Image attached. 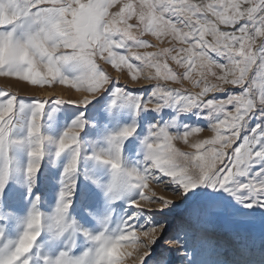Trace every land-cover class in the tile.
<instances>
[{
  "label": "snow or ice",
  "instance_id": "obj_1",
  "mask_svg": "<svg viewBox=\"0 0 264 264\" xmlns=\"http://www.w3.org/2000/svg\"><path fill=\"white\" fill-rule=\"evenodd\" d=\"M0 78L20 86L0 87V264H33L45 233L39 264H230L208 231L220 217L264 248V0H0ZM185 81L198 91L168 83ZM65 105L78 115L56 134ZM186 203L173 228L165 210Z\"/></svg>",
  "mask_w": 264,
  "mask_h": 264
},
{
  "label": "rangeland",
  "instance_id": "obj_2",
  "mask_svg": "<svg viewBox=\"0 0 264 264\" xmlns=\"http://www.w3.org/2000/svg\"><path fill=\"white\" fill-rule=\"evenodd\" d=\"M148 39H151L153 43H157L154 38L148 37ZM159 47H168L167 43L165 44H158ZM158 49H147V51H156ZM145 51L144 49L140 50ZM170 67L173 68V70H178L177 66L174 64V62H169ZM112 75L114 77H118L121 84H128L131 81V75L127 72L125 69L123 72H119L116 69L112 68L111 65L107 66ZM154 71V70H153ZM182 71V69L180 70ZM169 86L172 87H186L191 88L193 91H198V89L192 88V85L185 81L183 85H177L172 82H168ZM141 85L144 86H150L148 81L141 80L140 84H133L132 87L139 88ZM0 87H7L10 90L13 91H19L20 86L15 83V81H8L5 80V78H0ZM59 94L63 95L64 98H68L69 95H80V94H74L69 93L66 91H63L61 89L57 90ZM21 94L27 95L31 94L28 92V90H24ZM91 108V106H89ZM78 115V111L74 109L71 105H65L63 109L51 112L50 110V118L48 119V123L53 126L52 130L58 134L62 129L71 122V119H74L75 116ZM92 113L89 112L88 116L91 117ZM130 116H122L120 118L121 123H128L130 121ZM141 130H143V123L141 124ZM86 132H88V129H86ZM94 135V133H93ZM213 135L211 131H209L207 128L204 132L199 134V138L206 139ZM135 139V138H133ZM129 143H132V141H129ZM177 147L181 148V150H184L186 146L182 144V142L177 143ZM126 156H127V163L132 164L136 163L139 159L138 156L135 155V153L127 152V145H126ZM94 165L92 162H89V167H93ZM44 170L42 169V172ZM106 171V170H105ZM58 174V173H57ZM47 183L44 184L48 194L46 195V198L44 202L40 205L43 211L50 212L51 206L55 203V190L57 186L52 182L51 174L46 178ZM42 183H44L42 181ZM154 190L157 191L158 195H163L166 198H175L179 199L178 197H173L172 193L170 191L165 190L162 186H155L153 185ZM113 208L116 209V213L114 215V220L119 219V216L123 213L125 208V201H118L113 206ZM196 205L193 203H186L180 206L175 207L172 210H165V215L170 223V225L174 228L178 223L182 221H191V214L194 211ZM129 211H132L129 209ZM240 218L238 217H220L215 220V222L208 225V231L210 235V240L213 245H216L219 247L220 251L223 253L225 257L228 258L230 264L234 260H239V256L236 254V249L238 245L243 242L250 234L255 235V240L251 244L250 251L248 255L244 258V264H264V248L261 246L260 242V233L258 226L254 229H249L242 225L240 222ZM23 230V225L21 224H15L12 229L13 236H18L19 233ZM53 244L52 241L49 239L48 234L45 233L42 235L40 240L38 241V244L36 248L34 249V252L37 253V258L34 259L33 264H39L38 256L40 254H47L52 251Z\"/></svg>",
  "mask_w": 264,
  "mask_h": 264
}]
</instances>
